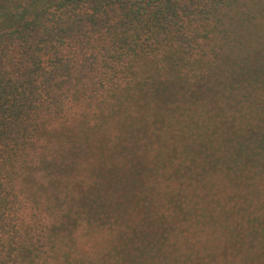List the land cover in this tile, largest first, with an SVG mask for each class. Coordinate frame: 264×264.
Returning <instances> with one entry per match:
<instances>
[{
	"label": "trees",
	"instance_id": "trees-1",
	"mask_svg": "<svg viewBox=\"0 0 264 264\" xmlns=\"http://www.w3.org/2000/svg\"><path fill=\"white\" fill-rule=\"evenodd\" d=\"M0 264H264V0H0Z\"/></svg>",
	"mask_w": 264,
	"mask_h": 264
},
{
	"label": "rangeland",
	"instance_id": "rangeland-1",
	"mask_svg": "<svg viewBox=\"0 0 264 264\" xmlns=\"http://www.w3.org/2000/svg\"><path fill=\"white\" fill-rule=\"evenodd\" d=\"M168 138L171 139L170 136H168ZM135 180H136L135 174H131V175L127 176L124 180H121V187L122 188L117 193V195L119 196L118 199L121 201L122 205H125L122 201L123 195H125V194L132 193L134 195V199H135V192H134V188L132 187V184L135 183ZM154 223H156V222H154Z\"/></svg>",
	"mask_w": 264,
	"mask_h": 264
}]
</instances>
